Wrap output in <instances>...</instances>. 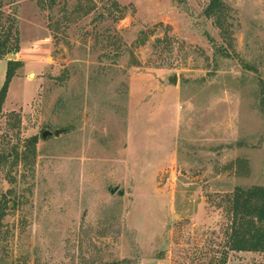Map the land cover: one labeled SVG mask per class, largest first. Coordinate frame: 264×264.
<instances>
[{
	"label": "rangeland",
	"instance_id": "rangeland-1",
	"mask_svg": "<svg viewBox=\"0 0 264 264\" xmlns=\"http://www.w3.org/2000/svg\"><path fill=\"white\" fill-rule=\"evenodd\" d=\"M223 1L228 34L210 0H0L20 39L0 93L8 61L24 63L0 152L37 140L34 167L0 166L7 264H264L228 249L230 195L264 187V0ZM108 29L124 55L108 78L120 107L102 109L90 75Z\"/></svg>",
	"mask_w": 264,
	"mask_h": 264
},
{
	"label": "trees",
	"instance_id": "trees-1",
	"mask_svg": "<svg viewBox=\"0 0 264 264\" xmlns=\"http://www.w3.org/2000/svg\"><path fill=\"white\" fill-rule=\"evenodd\" d=\"M111 7L118 12L117 17L115 16L114 18L115 22H119L125 18L126 9L121 7L116 1L113 2ZM108 12L112 14L110 8ZM227 13L228 7L223 0H210L205 9L206 16L214 18L222 32L228 34V29L224 27L226 25L225 19ZM108 18L104 13L100 14L98 17L99 23L103 24ZM18 35V31L14 34L11 30L0 29V58H4L9 54H17L20 51V39ZM95 37L97 45L94 47V50L100 52V57H98V67L90 75V81L96 85L97 90L106 89L102 92V97L105 98L102 103V109L120 107L116 104L117 101L115 102V99H112V95L108 94V89L112 86L108 78L111 71L115 70L114 68L121 62V58L124 55L122 40L118 36L113 38L110 35V29L100 31ZM107 62L109 63L107 64ZM23 66L24 63L19 60H9L7 63L6 80L0 93V119L11 81L16 75L17 70ZM70 77L71 73H69V70H64L59 80L60 85L65 84L64 88H67ZM119 86L124 91L123 98H125L127 86L125 83H119ZM65 90L67 91V89ZM69 103L71 104L72 101H69ZM36 141V138H34L29 146H24L22 151L19 144L9 151L3 149V152H0V166L11 164V167L14 168L22 162L26 166L34 167L37 155ZM12 180L14 183L17 182L15 177ZM229 199L232 226L230 228L228 249L238 252L264 253V187H236ZM10 208L11 205L8 202L7 195H2L0 197V240L4 238L5 219L8 216ZM0 264H7L4 255H0Z\"/></svg>",
	"mask_w": 264,
	"mask_h": 264
},
{
	"label": "built area",
	"instance_id": "built-area-1",
	"mask_svg": "<svg viewBox=\"0 0 264 264\" xmlns=\"http://www.w3.org/2000/svg\"><path fill=\"white\" fill-rule=\"evenodd\" d=\"M139 264H159V263H156V262H152V261H143Z\"/></svg>",
	"mask_w": 264,
	"mask_h": 264
},
{
	"label": "water",
	"instance_id": "water-1",
	"mask_svg": "<svg viewBox=\"0 0 264 264\" xmlns=\"http://www.w3.org/2000/svg\"><path fill=\"white\" fill-rule=\"evenodd\" d=\"M11 57H14V58H15L16 56H13V55H12ZM174 81H175V80H174ZM56 134L58 135V134H59V131H57Z\"/></svg>",
	"mask_w": 264,
	"mask_h": 264
}]
</instances>
